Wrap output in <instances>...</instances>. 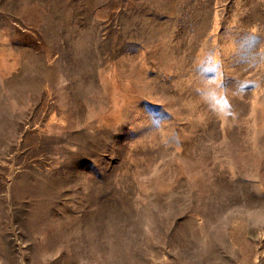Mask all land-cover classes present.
<instances>
[{
    "label": "rangeland",
    "instance_id": "obj_1",
    "mask_svg": "<svg viewBox=\"0 0 264 264\" xmlns=\"http://www.w3.org/2000/svg\"><path fill=\"white\" fill-rule=\"evenodd\" d=\"M0 264H264V0H0Z\"/></svg>",
    "mask_w": 264,
    "mask_h": 264
}]
</instances>
